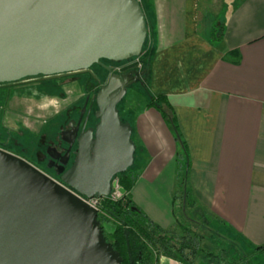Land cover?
Returning <instances> with one entry per match:
<instances>
[{"label": "crops", "instance_id": "0c3cea01", "mask_svg": "<svg viewBox=\"0 0 264 264\" xmlns=\"http://www.w3.org/2000/svg\"><path fill=\"white\" fill-rule=\"evenodd\" d=\"M148 2V86L175 110L196 205L249 245H264V0ZM125 119L143 156L131 197L154 222L173 228V131L153 106ZM158 264L184 263L161 256Z\"/></svg>", "mask_w": 264, "mask_h": 264}, {"label": "water", "instance_id": "95a60500", "mask_svg": "<svg viewBox=\"0 0 264 264\" xmlns=\"http://www.w3.org/2000/svg\"><path fill=\"white\" fill-rule=\"evenodd\" d=\"M147 34L140 0H0V82L92 72L94 64L110 70L102 59L140 56ZM139 77L112 74L94 94L98 121L85 129L87 117L75 134L74 161L66 168L68 150L58 180L0 147V264H124L97 210L69 188L125 193L119 174L133 166L137 145L118 105Z\"/></svg>", "mask_w": 264, "mask_h": 264}, {"label": "rangeland", "instance_id": "374dc122", "mask_svg": "<svg viewBox=\"0 0 264 264\" xmlns=\"http://www.w3.org/2000/svg\"><path fill=\"white\" fill-rule=\"evenodd\" d=\"M140 2L144 7H149L148 0H140ZM150 43L151 40L148 39L145 49ZM142 54L120 62L141 61ZM93 69L98 75L104 76L105 71L102 66L94 65ZM136 69L140 72V77L131 87L126 99L120 103V112L127 119L132 118L133 112L149 106L151 96L148 78L143 73L141 75L142 61L136 65ZM91 79L92 77L87 74H75L62 79L43 78L23 82L14 87H0V147L24 157L57 178L47 169L49 145L57 141L60 130L70 118L76 117L86 95L93 93L91 89L94 87V82ZM127 105H130V110L125 114ZM138 156L143 157L141 152H138ZM138 158L136 164L140 168L141 162ZM177 185L176 183L174 191L176 204L172 207L178 212L180 219H176L175 226L168 230L170 234L176 235L177 240L185 234L195 237L201 253L198 256L190 254L186 258L188 261L204 264V254L214 252L220 256L221 264H264V251L255 250L237 233L224 227L218 219L205 210H196L191 208L185 199H176L175 195L179 192ZM161 193L164 198L168 195L166 189H161ZM178 220L182 224L178 223ZM114 224L112 218L103 222L109 233L113 230ZM182 225L188 227L189 232H186Z\"/></svg>", "mask_w": 264, "mask_h": 264}, {"label": "trees", "instance_id": "16d2710c", "mask_svg": "<svg viewBox=\"0 0 264 264\" xmlns=\"http://www.w3.org/2000/svg\"><path fill=\"white\" fill-rule=\"evenodd\" d=\"M142 6H144L143 3ZM145 48L146 46H144V53L141 56V61L143 63L141 75L143 73L145 77L147 76V78H149L154 52L153 44L150 43L149 47L147 49ZM149 106H153L161 113L173 131L175 140L178 144L176 160L180 167L177 175L179 192L175 195V198L185 199L191 208L200 210L196 205V199L189 185L190 155L187 142L180 131L175 110L168 98L164 95L154 96L151 94ZM118 107L120 109V105H118ZM135 113L136 111L133 112V115H135ZM121 117L126 121L122 114ZM138 149L139 147L137 146L133 166L127 171L119 174V182L125 189V193L121 198L115 201L109 200L106 202L105 209L109 211L108 216L99 215L106 239L120 252L124 258V264H158L161 255L171 257L184 264H194L186 258L190 254L198 256L199 253H201V249L197 247L195 237L185 234L181 239L177 240L175 234H170L169 230L164 229L158 223L154 222L136 205L131 197V189L138 180L143 169V167L138 168L136 164L139 152ZM175 204L176 203H174V206ZM173 211L174 214H176V219H180L178 212L175 209ZM199 216H201V214ZM111 218L114 220L115 224L113 230L109 233L106 231L103 222L109 221ZM178 223L182 224L179 220ZM187 228L188 227L183 226L186 232L188 231ZM126 231L128 232L127 234ZM254 249L264 251V245L255 246ZM203 258L204 264H221L220 256L214 252L205 253Z\"/></svg>", "mask_w": 264, "mask_h": 264}, {"label": "flooded vegetation", "instance_id": "af4514ba", "mask_svg": "<svg viewBox=\"0 0 264 264\" xmlns=\"http://www.w3.org/2000/svg\"><path fill=\"white\" fill-rule=\"evenodd\" d=\"M135 61L136 60H130V61L123 63V62H115V61H111L108 59H104V60H102V62L106 66H110L112 68L109 70L105 66L99 64L100 66L103 67V69L105 71L104 76L98 75L97 73L94 72L93 66L95 64L91 67L92 72L86 71V72L78 73V75L87 74V75H90L92 77L91 80H92V82H94V87L91 89V91H93V93L92 94L88 93L86 95V97L84 99V104L78 110L76 117L70 118V120L66 123L65 127L60 130V135H59L60 137L57 138V141L55 143H53V145H49L50 146L48 148L49 161L47 162V169L52 174H54L57 178H59V175H57V173H56L57 167L60 164V160L62 159L63 156H65V154L68 150H70L69 151V163L67 164L66 168H68L72 164V162L74 161L75 151L77 150V141L73 142V144H71V142L74 140L75 134L76 133H77V135L80 134V132L84 128L86 118L88 117V121L86 123L85 129H87L90 126H94L96 124V122L98 121V119H96L94 116V114L97 110L96 101L93 98L94 94L101 88L102 85H104L106 80L112 74L118 73L121 76H123V75L129 73L130 76L133 78L135 76V73L138 72V70L136 69V65L129 68V69H122V68L128 64L135 62ZM70 75H75V74H64V75H61L59 77L46 78V79H62V78H65L67 76H70ZM43 78H44L43 75H38V76L26 77V78H23V79H20L17 81L0 82V87H14V86H16L20 83H23V82L42 80ZM136 82H134L132 85H130L128 87V91L120 103H122L126 99L131 87ZM120 103H119V105H120ZM51 155L56 156L57 158L52 159ZM51 160H52V162H51L52 166H48L49 162Z\"/></svg>", "mask_w": 264, "mask_h": 264}, {"label": "built area", "instance_id": "2783aa9c", "mask_svg": "<svg viewBox=\"0 0 264 264\" xmlns=\"http://www.w3.org/2000/svg\"><path fill=\"white\" fill-rule=\"evenodd\" d=\"M138 63H140V60H137ZM58 180V178H56ZM120 183V182H119ZM69 188V187H67ZM72 192H74L76 195H78L81 199H83L86 203H88L90 206H92L93 208H95L98 212V215H102V216H108L109 213L107 212V210L105 209V204L107 201L109 200H117L119 198H121L123 196V194H121L117 189H114L112 191V193L108 196H91L88 197L86 195L80 194L77 191L69 188Z\"/></svg>", "mask_w": 264, "mask_h": 264}]
</instances>
